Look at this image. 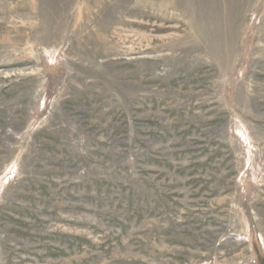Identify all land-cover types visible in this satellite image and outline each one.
<instances>
[{"label": "rangeland", "instance_id": "obj_1", "mask_svg": "<svg viewBox=\"0 0 264 264\" xmlns=\"http://www.w3.org/2000/svg\"><path fill=\"white\" fill-rule=\"evenodd\" d=\"M0 264H264V0H0Z\"/></svg>", "mask_w": 264, "mask_h": 264}]
</instances>
